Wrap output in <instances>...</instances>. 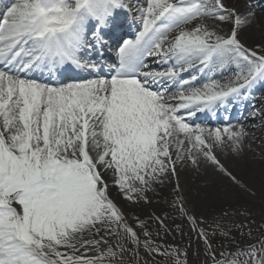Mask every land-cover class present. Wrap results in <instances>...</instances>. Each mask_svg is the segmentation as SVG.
Segmentation results:
<instances>
[{
  "label": "snow or ice",
  "instance_id": "snow-or-ice-1",
  "mask_svg": "<svg viewBox=\"0 0 264 264\" xmlns=\"http://www.w3.org/2000/svg\"><path fill=\"white\" fill-rule=\"evenodd\" d=\"M256 22L239 0H0V264H264L250 130L196 123L264 88Z\"/></svg>",
  "mask_w": 264,
  "mask_h": 264
},
{
  "label": "bare ground",
  "instance_id": "bare-ground-1",
  "mask_svg": "<svg viewBox=\"0 0 264 264\" xmlns=\"http://www.w3.org/2000/svg\"><path fill=\"white\" fill-rule=\"evenodd\" d=\"M250 3V0H239V3L242 5L243 3ZM255 6V5H254ZM255 6V11H256ZM257 16V22L253 25V27L250 30H247V35H242V40L246 41L247 43L251 44L253 40L259 41L261 32H264V16L256 11ZM255 94V93H254ZM253 94V95H254ZM253 97V96H252ZM241 104V111H222L224 112L222 115L223 117L229 116L234 119V122L229 123L228 125H235L239 126L241 125L240 121L241 118L244 116L247 118V115L250 111V104L249 101L242 102ZM259 108V107H258ZM257 110L259 111V109ZM243 117V118H244ZM249 118V116H248ZM246 129L250 130V136L249 139L246 141L247 144H249V141H251L253 144H260L261 148H264V127L260 124H256V126H253L252 124H242ZM252 129H259L257 131H251ZM250 145V144H249ZM252 151L248 153V159L250 161L248 171L245 174V180L249 184L252 191L255 193L254 196L250 194H245V199L250 200L253 202L256 206L260 205V198L261 193L264 191V188H262V184H264V171H262V165H261V158H264V153L257 149L256 147L250 145ZM253 154L255 155V160H252Z\"/></svg>",
  "mask_w": 264,
  "mask_h": 264
},
{
  "label": "rangeland",
  "instance_id": "rangeland-1",
  "mask_svg": "<svg viewBox=\"0 0 264 264\" xmlns=\"http://www.w3.org/2000/svg\"><path fill=\"white\" fill-rule=\"evenodd\" d=\"M250 4L252 5H255L256 6V11L261 13L263 16H264V0H250ZM256 94L254 95V98L253 97H250L249 100H250V112L248 114H245L247 115V118L246 117H242L241 118V121L240 123L241 124H252L253 126H256V124H260V125H264V120H261L259 117L260 115H264V88H258L256 91ZM238 106H235L237 107L238 109ZM234 107V106H233ZM259 107V108H258ZM257 108L259 109V111L257 110ZM253 109L257 110L259 112V115L257 116V119L256 120H252L251 119V113L253 111ZM249 116V118H248ZM264 127V126H263ZM249 144L256 147L257 149H260L263 153H264V148H261L260 147V144L257 143V144H253L251 141H249ZM259 207L260 205L256 206V209L257 211H259Z\"/></svg>",
  "mask_w": 264,
  "mask_h": 264
}]
</instances>
